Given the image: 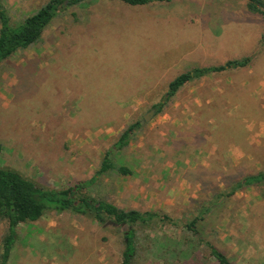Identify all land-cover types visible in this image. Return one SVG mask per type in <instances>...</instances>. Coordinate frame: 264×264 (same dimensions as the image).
Here are the masks:
<instances>
[{
  "label": "rangeland",
  "instance_id": "obj_1",
  "mask_svg": "<svg viewBox=\"0 0 264 264\" xmlns=\"http://www.w3.org/2000/svg\"><path fill=\"white\" fill-rule=\"evenodd\" d=\"M48 1L3 3L17 25ZM246 3L94 0L63 10L37 46L0 66V167L56 190L88 181L123 131L164 104L117 154L133 175L111 171L89 194L184 221L212 208L205 239L234 264H264V198L255 188L232 193L244 176L264 170V18ZM246 57L247 67L211 73L165 98L179 75ZM64 64L80 91L64 84ZM110 102L105 116L90 114ZM82 104L89 114L81 122ZM174 141L188 146L172 158ZM4 231L0 222V238ZM157 232L152 237L183 236L169 226ZM19 234L10 264H121L125 249L123 230L67 212ZM201 250L188 264L208 263ZM142 264L166 263L146 255Z\"/></svg>",
  "mask_w": 264,
  "mask_h": 264
},
{
  "label": "trees",
  "instance_id": "obj_2",
  "mask_svg": "<svg viewBox=\"0 0 264 264\" xmlns=\"http://www.w3.org/2000/svg\"><path fill=\"white\" fill-rule=\"evenodd\" d=\"M94 0H49L36 13L27 17L23 22L13 25L11 17L3 0H0V66L12 59L20 51L37 46L43 39V34L57 19L60 13L71 7L81 6ZM107 1V0H105ZM122 2L131 7H144L155 2H168L170 0H108ZM246 10L254 18H264V0H247ZM74 61L71 57L70 61ZM252 57L229 61L224 66L208 68H193L178 77L170 84L167 98H174L180 90L195 80L206 77L211 73H217L228 69L247 67ZM69 64L60 65L61 76L67 81L74 92L82 87L77 78L69 75ZM98 85V84H97ZM133 88L141 86L133 84ZM105 103V101H104ZM82 122L89 112L82 104ZM95 107V105H91ZM115 103L110 102L104 109L98 107L91 111L94 116H105L104 112L114 108ZM154 107L159 114L162 109ZM142 128V121L129 126L114 143L113 150L108 152L102 162L99 171L88 181H80L66 189L56 190L44 187L34 180L25 177L21 173L5 167H0V222L5 224V231L0 238V264H10L13 253L19 241V228L37 223L50 213L63 214L65 212L85 216L102 226L123 230L125 235V249L121 254V264H142L146 255L156 256L166 264L179 261L188 264L198 257L203 247L209 253L210 258L206 264H234L228 255L218 249L204 237V228L212 208L203 207L198 214L185 221L175 219L160 211H140L138 209H122L105 197L96 198L90 193L99 179L111 171L127 176L133 175L132 164L129 165L123 157H117L124 149L128 148L134 134ZM184 144V146H183ZM187 145V142L172 143L170 157H177ZM188 146V145H187ZM1 150V146H0ZM116 150V153H115ZM243 188H255L264 198V170L258 173L244 176L233 188L232 193ZM113 222L116 225H109ZM182 229V239L170 240L167 235L152 237L158 233V229L164 227Z\"/></svg>",
  "mask_w": 264,
  "mask_h": 264
},
{
  "label": "water",
  "instance_id": "obj_3",
  "mask_svg": "<svg viewBox=\"0 0 264 264\" xmlns=\"http://www.w3.org/2000/svg\"><path fill=\"white\" fill-rule=\"evenodd\" d=\"M155 115V110H152L151 112H149V114L145 117L144 121H142V124H144L145 122H149ZM109 225H116L113 222H109Z\"/></svg>",
  "mask_w": 264,
  "mask_h": 264
},
{
  "label": "crops",
  "instance_id": "obj_4",
  "mask_svg": "<svg viewBox=\"0 0 264 264\" xmlns=\"http://www.w3.org/2000/svg\"><path fill=\"white\" fill-rule=\"evenodd\" d=\"M33 15V14H32Z\"/></svg>",
  "mask_w": 264,
  "mask_h": 264
}]
</instances>
